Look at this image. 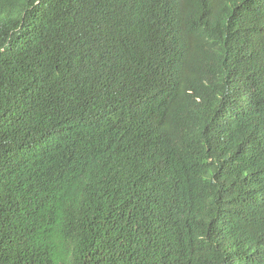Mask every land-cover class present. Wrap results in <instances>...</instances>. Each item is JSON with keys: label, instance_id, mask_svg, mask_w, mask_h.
I'll return each mask as SVG.
<instances>
[{"label": "trees", "instance_id": "1", "mask_svg": "<svg viewBox=\"0 0 264 264\" xmlns=\"http://www.w3.org/2000/svg\"><path fill=\"white\" fill-rule=\"evenodd\" d=\"M0 264H264V0H0Z\"/></svg>", "mask_w": 264, "mask_h": 264}, {"label": "bare ground", "instance_id": "2", "mask_svg": "<svg viewBox=\"0 0 264 264\" xmlns=\"http://www.w3.org/2000/svg\"><path fill=\"white\" fill-rule=\"evenodd\" d=\"M260 8V7H259ZM171 26H172V24H171ZM175 27H177L176 25H175ZM206 66V65H205ZM205 68V67H204ZM211 75V74H210ZM237 76V75H236ZM236 76H234V77H236ZM208 78V77H207ZM237 78V77H236ZM210 79H212L211 77H210ZM174 100V99H173ZM172 99H171V101H173ZM170 102V101H169ZM173 102H175V101H173ZM172 104V103H171Z\"/></svg>", "mask_w": 264, "mask_h": 264}]
</instances>
